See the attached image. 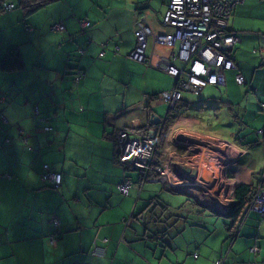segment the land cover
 I'll use <instances>...</instances> for the list:
<instances>
[{"label": "crops", "instance_id": "0c3cea01", "mask_svg": "<svg viewBox=\"0 0 264 264\" xmlns=\"http://www.w3.org/2000/svg\"><path fill=\"white\" fill-rule=\"evenodd\" d=\"M245 2L235 5L230 30L247 29ZM167 3L49 0L29 14L22 7L0 11V58L17 46L25 63L19 70H0V113L6 118L0 120V264H264V213L245 207L236 221L229 216L236 185L256 188L264 170L256 164L264 162V22L252 25L250 41L240 34L233 51L237 68L225 70L222 99L230 105L224 106L229 113L238 107L234 118L243 125L233 135L239 156L223 171L226 183L203 177L187 148L171 144L175 132L197 133L200 120L187 115L170 123L158 154L168 160L173 184L202 179L205 188L170 187L154 175L140 187V173L115 161V132L150 127L169 107L159 93L172 89L175 77L127 57L138 19L156 33L172 32L163 24ZM81 18L91 21L85 29ZM57 22L63 31L52 29ZM103 42L108 44L100 57ZM171 50L148 37L152 61ZM77 68L84 75L76 82ZM228 71L245 76L242 89L233 81L237 90L227 86ZM208 86L198 96L220 92ZM47 125L51 131L43 129ZM251 133L257 142H250ZM44 163L62 173L58 189L41 181ZM124 176L133 180L128 195L118 190ZM160 185L166 194L185 195L186 202L159 200ZM205 194L224 196L229 205L216 207ZM162 209H175V216L164 219ZM214 214L224 220H213ZM187 226L190 237L184 239ZM95 246L105 254L93 252Z\"/></svg>", "mask_w": 264, "mask_h": 264}, {"label": "built area", "instance_id": "2783aa9c", "mask_svg": "<svg viewBox=\"0 0 264 264\" xmlns=\"http://www.w3.org/2000/svg\"><path fill=\"white\" fill-rule=\"evenodd\" d=\"M243 1L168 0L163 15V24L173 29L168 33H156L143 18L136 21V44L127 57L151 65L175 77L174 87L159 93L160 99L168 103L169 107L173 108L179 103L183 98V91L200 94L203 88L208 85H224L225 70L237 68L232 49L240 41L241 33L230 30L228 21L235 5ZM14 8H16L15 3L3 1L0 11L4 12ZM79 24L82 29H85L91 24V21L81 18ZM52 29L63 31L65 26L62 22H57ZM149 36H153L156 44L170 47L172 50L169 55H161L157 60L152 61L146 52ZM107 44V42L100 44V57L104 55ZM176 45L178 48L175 51ZM176 61L179 62V65H176ZM83 75V69L77 68L74 74L75 81H79ZM235 80L238 84L246 82L241 72L236 74ZM5 119L4 114L0 113V120L5 121ZM43 129L51 131L52 126L47 125ZM160 133L157 128L152 130L149 126L126 127L117 130L114 136L117 148L116 163L126 169L138 170L139 179L142 182L152 177L155 172L160 175L171 173L168 163H163V159L158 155ZM172 142L174 146L183 145L187 148V154L199 170L201 169L199 160L206 156L205 166L208 167L209 174L219 185L227 182L223 171L229 168L239 156L238 146L232 141L207 137L200 133L189 134L185 131H178L176 134L174 133ZM43 167L44 170L40 174L41 181L46 185L59 187L62 182V173L53 170L48 163H45ZM149 174L151 175L148 176ZM170 177L172 178L171 175ZM204 183L202 179H186L185 184L174 183V185L181 189H183V185H187L189 188L201 190ZM132 184L130 178H124L118 183L119 192L128 195ZM206 197V200L213 199V204L216 207L229 205L224 196L214 198L206 194ZM251 209L264 213V170L258 186L254 189L246 206V210ZM58 222V219H54L55 224ZM55 240L56 236L51 234V243H54ZM252 250L256 251L258 248L254 246ZM93 252L104 255L105 249L95 246Z\"/></svg>", "mask_w": 264, "mask_h": 264}, {"label": "rangeland", "instance_id": "374dc122", "mask_svg": "<svg viewBox=\"0 0 264 264\" xmlns=\"http://www.w3.org/2000/svg\"><path fill=\"white\" fill-rule=\"evenodd\" d=\"M243 6L247 10L246 16L248 17V21H247L246 25L248 27H246L247 29H241V30L235 29V30L239 31L241 33V37L246 36L245 42H248V41H250L249 40L250 35L255 30V27H252V25L258 24V23L263 24V22H264V0H247V2H245ZM237 45L240 47V44H237ZM177 48L178 47L176 45L174 50L176 51ZM176 65H179L178 61H176ZM229 71L226 73V81L228 79L227 86H232L234 90H237L236 86L242 89V86H240L235 80L236 72L233 74ZM232 81L236 82L237 85L235 84L236 85L235 86L234 83H232ZM211 87H213V86H211ZM206 89H210V86H208ZM214 89L219 90L220 92H218L217 94H215V92H212L210 97L209 96L201 97V96H198L199 95L198 93H193L191 91H183V93H182L183 98L187 97L188 100H190V106L186 107V108H181L180 111L182 113H179V115H187L188 117L189 116L197 117L198 120H200L199 124L196 125L197 133L203 134L204 136L206 135L204 133H207V135L210 134L214 137H217L220 139H227V140H230L233 142V140H234L233 135L235 133H237V131L240 130L241 127H243V125L241 123H239L237 119L234 118V115L239 114L238 113V107H235L234 111L232 110L233 113H229L228 107L224 106V104L222 105L221 101L219 100V98H225L223 93H226V91H227L226 86L225 85L215 86ZM243 90H244V93L247 92V89H243ZM203 94H205V93H203ZM203 98H205L204 99L206 101L205 103L201 102L203 100ZM165 107L167 108V105H165ZM169 125L170 124H168L167 129L165 131V135L169 132ZM176 133L177 132H175V134ZM186 133H188V132L186 131ZM169 134H170V132H169ZM251 136H254V135H251ZM171 144H173V142H171ZM180 146H183V145H180ZM180 146H177V148ZM158 148H159V145H158ZM158 155L162 156V154H160V153ZM206 158H207L206 156H203L199 161L200 166H201L200 170L202 172L203 177H205L206 175H210L208 172L209 171L208 167L205 166ZM163 161H164L163 163H168V160H163ZM256 164L258 166L260 164V167L261 166L264 167V162L260 163L257 161ZM49 165L51 166V164H49ZM51 168L53 170H55L52 166H51ZM43 170H44V167H43ZM126 170H128L130 173H134L135 175L138 174V170H132V169H126ZM56 171H58V170H56ZM58 172H60V171H58ZM167 174L166 175H160L159 173L155 172L154 176H160L163 179H165L166 181H168V182H166V184L170 187L181 189L179 187H176L173 184V181L171 180L172 178H170V180H168V177L170 176V172H168ZM48 186H50V185H48ZM50 187L58 189L60 186L59 187L50 186ZM170 193H172V192H170ZM156 196L159 200H163V197L164 198L169 197V198H172L178 202H186V196L185 195L179 194V193H174L171 195L166 194L164 192V189H162L161 185L159 186V189L156 192ZM161 205H162V203H161ZM174 214H175V209H172L171 211H168L167 209L166 210L162 209V212H161V216L164 219H169L171 217H174L175 216ZM206 214L210 215L211 213L206 211ZM191 217L195 218L197 216L193 215ZM211 217L213 220H216L217 218H219V222L224 220V217H221V216H218L215 214L212 215ZM190 229L191 228L189 226H187L185 228V230L183 231V233H181L182 237L184 239H189ZM182 249L184 250L185 246H182Z\"/></svg>", "mask_w": 264, "mask_h": 264}, {"label": "trees", "instance_id": "16d2710c", "mask_svg": "<svg viewBox=\"0 0 264 264\" xmlns=\"http://www.w3.org/2000/svg\"><path fill=\"white\" fill-rule=\"evenodd\" d=\"M3 1H7V0H0V7H1ZM48 1L49 0H13V3H15L16 7L24 8L25 12L29 14V13H32V12L38 10L39 8H41ZM233 51H234V47L232 49V54H233V59L235 60ZM24 65H25V63H24L23 55H22L19 47H17V46L10 47L6 51L5 55H3L0 58V70H2V71L19 70V69H22L24 67ZM74 74H75V71H74ZM219 99L221 100L222 104H228L230 102L226 99H224V100L222 98H219ZM204 101L205 100H202L201 102H204ZM229 105L230 104H228V106ZM189 106H190V100H188V98H182L179 101V103L176 104V106H174L173 108H171V107L168 108L167 113L162 118V119H164V121H161L160 124L162 122H165L166 125L168 126V124L173 122L174 119L179 116V113H182L180 111L181 108H186ZM262 106H264V104H262ZM156 128L161 132L160 136H159V144H160L165 139V137H164L165 136V127H161L160 125H158ZM257 134H259V132H257ZM248 135H250V134H248ZM252 135H256V134L253 133ZM248 138H249L250 142H253V143L255 141L257 142V140H258L252 136L248 137ZM150 175L151 174H149L148 176H150ZM124 178H130V177L124 176ZM132 182H133V180H132ZM143 183L144 182H142V180L138 178V184H140V187H141V185H143ZM253 189H255V188H253V185L248 184V183H238L236 185L235 190H234V202H235V204L229 212L230 218L233 219L234 221H236L238 219L242 210L245 209V207L247 206L249 198L251 197V195L254 191ZM53 234L55 235L56 233H53ZM55 236H57V235H55Z\"/></svg>", "mask_w": 264, "mask_h": 264}, {"label": "water", "instance_id": "95a60500", "mask_svg": "<svg viewBox=\"0 0 264 264\" xmlns=\"http://www.w3.org/2000/svg\"><path fill=\"white\" fill-rule=\"evenodd\" d=\"M154 116H155V115H154ZM160 120H161V118H160L159 116H156V119H155V117H154V120L149 121V123H151V124H156V123H158ZM196 172H197V171L194 172V175H193L192 177L195 176ZM234 204H235V203H233V206H234Z\"/></svg>", "mask_w": 264, "mask_h": 264}, {"label": "flooded vegetation", "instance_id": "af4514ba", "mask_svg": "<svg viewBox=\"0 0 264 264\" xmlns=\"http://www.w3.org/2000/svg\"><path fill=\"white\" fill-rule=\"evenodd\" d=\"M160 122L161 121H159L158 123H156V124H151V128H156L158 125H160L161 127H165V131H166V129H167V125H166V123L165 122H162L161 124H160Z\"/></svg>", "mask_w": 264, "mask_h": 264}, {"label": "bare ground", "instance_id": "6f19581e", "mask_svg": "<svg viewBox=\"0 0 264 264\" xmlns=\"http://www.w3.org/2000/svg\"><path fill=\"white\" fill-rule=\"evenodd\" d=\"M200 161V160H199ZM205 162V161H204ZM204 173V172H203ZM168 175V174H167ZM171 175V174H170ZM206 186V185H205ZM205 188V187H204ZM203 189V188H202ZM222 190V189H221ZM210 191V190H209ZM208 191V192H209ZM212 191V190H211ZM202 192V191H201ZM213 193V192H212ZM216 193V192H215ZM223 194V193H222ZM201 195H202V193H201ZM206 195V194H205ZM217 195V194H216Z\"/></svg>", "mask_w": 264, "mask_h": 264}, {"label": "clouds", "instance_id": "9594fccd", "mask_svg": "<svg viewBox=\"0 0 264 264\" xmlns=\"http://www.w3.org/2000/svg\"><path fill=\"white\" fill-rule=\"evenodd\" d=\"M163 117H164V116H163ZM163 117H162V118H163ZM162 118H161V120H160V121H164V119H162ZM153 129H155V128H153ZM153 129H152V130H153Z\"/></svg>", "mask_w": 264, "mask_h": 264}]
</instances>
